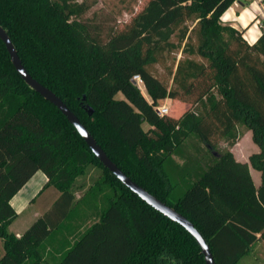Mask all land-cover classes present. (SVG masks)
<instances>
[{
    "label": "trees",
    "instance_id": "1",
    "mask_svg": "<svg viewBox=\"0 0 264 264\" xmlns=\"http://www.w3.org/2000/svg\"><path fill=\"white\" fill-rule=\"evenodd\" d=\"M241 1L150 0L118 30L103 17L86 18L89 0H0V25L29 74L118 168L195 225L216 264H239L264 238V30L251 45L222 21ZM33 3L45 24L34 48L21 38ZM167 99L192 108L180 118L160 116L156 107ZM239 125L260 149L250 157L259 187L232 152L245 136ZM191 135L207 148L206 169L176 171L170 157ZM94 168L100 174L87 186ZM39 171L48 179L35 198L41 215L13 234L11 200ZM181 183L187 190L176 196ZM74 218L78 226L61 233ZM0 241V264H206L195 238L126 187L26 84L1 39Z\"/></svg>",
    "mask_w": 264,
    "mask_h": 264
},
{
    "label": "rangeland",
    "instance_id": "2",
    "mask_svg": "<svg viewBox=\"0 0 264 264\" xmlns=\"http://www.w3.org/2000/svg\"><path fill=\"white\" fill-rule=\"evenodd\" d=\"M149 1L150 0H89V2L93 4V9L86 15V18H94V16H96V21H99V18L103 17L111 21V27L115 26L118 28V30H122L126 24L131 22V20L145 8ZM34 3V9H31L30 11L29 21L27 25H25L21 30V38L23 39V42L29 46L31 45L30 47L33 48L35 45L34 43H36V41L42 37L45 30L44 20L40 17L37 6ZM247 9H254L256 12L257 18L254 21L258 29L262 32V26H264V0H243L241 2H236L224 14L222 18L223 23L230 24L235 28L242 30L243 27L237 18L241 13H245V11L247 12ZM178 58H181L180 54L178 55ZM155 69L160 76L164 77L166 75L163 65H157ZM140 90L142 91L143 95L149 101H151L146 88L142 87ZM120 97L123 96L120 95ZM159 105L168 106L170 108L169 116L174 118H180L188 109L192 108V104L190 103H184L180 100L172 99H167L163 102H160ZM144 128L148 129V125L145 124ZM239 130L240 132H244L245 136L239 140L237 145L232 149V152L236 158L250 159V157L253 154L258 153L260 149L253 139L252 132L246 126L239 125ZM226 147L227 144L224 141L219 145V148L221 149ZM170 159L172 161V167H174L176 171L188 168L194 173L196 170L206 169L205 164L206 160L208 159L207 148L196 135H191V137L185 141L181 148L175 154H173ZM99 174L100 170L94 168L92 170L91 176L86 177L84 182L87 183V186L92 184L94 178L98 177ZM257 174L260 176V173ZM187 186L188 185L181 183L176 191V196L182 195L187 190ZM81 192L82 191L79 193L80 195ZM83 207L85 210V206ZM30 223L31 211H28L26 214L15 220V222L10 226L9 231L13 234H16L18 231L23 232L30 225ZM71 225L78 226V221L75 220V218L72 221H67L65 227L61 229V233L66 235V229L67 227L71 229ZM52 249L56 250L54 248ZM48 252L49 250L45 253L46 257H48ZM239 264H264V238L253 245L249 254L246 255L239 262Z\"/></svg>",
    "mask_w": 264,
    "mask_h": 264
},
{
    "label": "water",
    "instance_id": "3",
    "mask_svg": "<svg viewBox=\"0 0 264 264\" xmlns=\"http://www.w3.org/2000/svg\"><path fill=\"white\" fill-rule=\"evenodd\" d=\"M0 39L4 42L8 53L11 57L12 63L20 74L26 84L35 90L38 94L44 97L47 101L56 106L69 122L76 128L77 132L84 139L88 147L92 150L95 156L100 162L115 175L126 187H128L133 193L138 195L144 202L155 210L168 217L170 220L183 226L197 241L201 247L202 253L205 258L206 264H216L213 253L209 244L195 227V225L184 215L179 213L173 207L167 205L156 196L152 195L145 188L134 182L128 177L118 166L108 157L105 151L98 145L93 136L89 133L87 128L81 123L79 118L70 110V108L59 98L54 92L35 80L25 68L22 60L20 59L17 49L13 44L7 31L0 25ZM89 114L92 115L93 110L89 109Z\"/></svg>",
    "mask_w": 264,
    "mask_h": 264
},
{
    "label": "crops",
    "instance_id": "4",
    "mask_svg": "<svg viewBox=\"0 0 264 264\" xmlns=\"http://www.w3.org/2000/svg\"><path fill=\"white\" fill-rule=\"evenodd\" d=\"M261 11V10H259ZM257 18L254 9H247V12L241 13L237 18L240 21L243 31L245 32V38L252 45L257 42L262 32L258 29L255 24V19ZM245 20V21H244ZM234 27V26H233ZM235 28V27H234ZM239 29V28H237ZM237 161L242 163H248L250 165V159L236 158ZM251 175L253 177L254 183L257 187L261 185V173L255 170L250 165ZM260 173V176L257 174ZM34 181V182H33ZM47 176L39 171L37 172L28 183L12 198L11 206L17 213V218L23 216L28 211H31V223L30 225L40 217L41 209L39 204L35 201V198L41 192L45 184L47 183ZM45 200H40V205L43 206ZM15 222V221H14ZM30 225L25 229V231L30 227ZM24 232V231H23ZM23 232H16L17 235H21ZM50 250V248H49Z\"/></svg>",
    "mask_w": 264,
    "mask_h": 264
},
{
    "label": "built area",
    "instance_id": "5",
    "mask_svg": "<svg viewBox=\"0 0 264 264\" xmlns=\"http://www.w3.org/2000/svg\"><path fill=\"white\" fill-rule=\"evenodd\" d=\"M262 29L264 30V26H262ZM134 81L139 89L142 87H145L144 82L140 76H135ZM156 111L160 116L169 115L170 114V108L166 105H158L156 107Z\"/></svg>",
    "mask_w": 264,
    "mask_h": 264
}]
</instances>
